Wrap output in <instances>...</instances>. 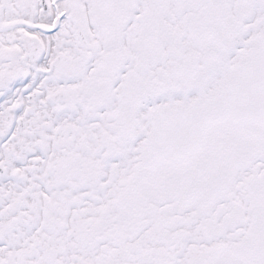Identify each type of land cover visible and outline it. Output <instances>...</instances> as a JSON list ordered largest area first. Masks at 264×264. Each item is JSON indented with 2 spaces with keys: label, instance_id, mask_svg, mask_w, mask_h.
Segmentation results:
<instances>
[{
  "label": "snow or ice",
  "instance_id": "obj_1",
  "mask_svg": "<svg viewBox=\"0 0 264 264\" xmlns=\"http://www.w3.org/2000/svg\"><path fill=\"white\" fill-rule=\"evenodd\" d=\"M0 264H264V0H0Z\"/></svg>",
  "mask_w": 264,
  "mask_h": 264
}]
</instances>
